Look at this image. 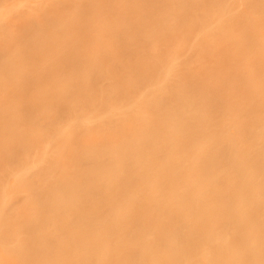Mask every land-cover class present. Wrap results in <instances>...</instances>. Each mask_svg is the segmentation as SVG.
Masks as SVG:
<instances>
[{
  "label": "bare ground",
  "instance_id": "obj_1",
  "mask_svg": "<svg viewBox=\"0 0 264 264\" xmlns=\"http://www.w3.org/2000/svg\"><path fill=\"white\" fill-rule=\"evenodd\" d=\"M50 1L29 6L35 16L4 15L21 32L15 44L0 45V79L19 53L21 61H13L24 68L29 89L63 75L91 81L30 103L20 114L28 119V141L7 151L0 137V162L7 160L18 182L10 201L7 177L0 176V264H264V221L255 230L248 223L236 227L249 208L219 217L199 206L190 224L179 205L164 217L171 204L205 198L242 165L253 168L255 212L264 218V0H142L147 9L138 17L127 13L138 0L128 6L77 0L82 8L76 2L75 15L71 0L45 10ZM68 12L80 18L79 27L51 30ZM120 12L129 16L125 25L108 23ZM164 20L168 29L159 27ZM46 105L57 109L56 118L45 116ZM234 107L244 130L228 134L243 125L230 118ZM95 110L101 121L93 127L83 120ZM12 112L0 116V127L16 124ZM254 113L259 116L252 119ZM233 145L234 152L242 149L238 158ZM194 166L196 175L189 172ZM174 226L185 231L171 240L166 236ZM80 248L86 250L74 260ZM172 253L175 259L168 258Z\"/></svg>",
  "mask_w": 264,
  "mask_h": 264
},
{
  "label": "rangeland",
  "instance_id": "obj_2",
  "mask_svg": "<svg viewBox=\"0 0 264 264\" xmlns=\"http://www.w3.org/2000/svg\"><path fill=\"white\" fill-rule=\"evenodd\" d=\"M44 0H31L30 2H28V0L27 1H25V0H0V9H1V7L3 6V5H6V6H11V5H13V6H9V8L7 9L6 8V6L5 7H2L3 9H1L0 10V45H1V43L3 42V41H5V40H10V39H13V44H15L17 41H19V38L20 37H18L19 36V34H20V32H21V28L19 27V25L17 24V23H15L14 21H12L13 23H11V22H9L7 19L8 18H4V15H5V17L7 16L8 17V13H9V17H10V14L11 15H13V14H15V12H19V11H26V13H31V12H34L32 15H36V11H32L31 10V8L33 7V5H35V4H37L38 2L39 3H41V2H43ZM48 0H45V2H43V3H46ZM50 1V0H49ZM55 1V0H54ZM54 1H50L49 3H47L45 6H43V8H46L45 10H48V7L50 8V10L51 11H54L55 9H56V7L60 4L59 2V0H56L55 2ZM59 1V2H58ZM78 1H80V0H78ZM77 0L75 1H73V0H71V2H72V4L74 5V7H72L71 8V11H73V12H71V13H73L74 15H75V13L77 14V11L79 10L78 9V7H80V9L82 8V6H81V4H79V2H78ZM57 2V3H56ZM76 2H78V4L80 5V6H78V4L76 3ZM81 2H82V0H81ZM80 2V3H81ZM124 2H125V6H126V3H127V6L129 5V4H133V2L131 3L130 2V0H124ZM3 3V4H2ZM24 3V4H23ZM29 3L31 4V5H29ZM51 3H52V5H51ZM59 3V4H58ZM123 3V2H122ZM121 3V4H122ZM135 3H136V5H135ZM26 4H28V5H26ZM56 4V5H55ZM49 5V6H48ZM130 5V6H131ZM134 5H135V10L134 9H132V8H134V6L132 5L131 6V8H129L130 10H131V12H132V10H133V12L131 13L130 12V10L128 11L127 10V13L129 14V16H130V14H132L133 16H135L137 13L140 15V14H142L146 9H147V6L146 5H144V2L141 0V2H140V0H138L137 2L136 1H134ZM28 6V7H27ZM29 6H32L31 8H29ZM78 6V7H77ZM125 6H124V8H125ZM143 6V7H142ZM76 7V8H75ZM136 7H138L137 9H136ZM146 9H145V8ZM43 8H40L39 9V11L40 12H42L44 9ZM127 8V7H126ZM7 9V10H6ZM28 10V11H27ZM120 10H122V8H120ZM144 10V11H143ZM29 11H31V12H29ZM75 11V12H74ZM70 12V11H69ZM68 12V14H70V15H72L71 17H70V15H68L67 14V17L65 18L64 17V19L66 20H64L63 18H62V20L60 19H58V20H54L51 24V30H54V28H56V31L57 30H60V27L62 28V24L64 25L65 24V26H70V29H74V27L75 26H77V27H79V21L80 20H78V19H80L79 17L78 18H76V16L75 17H73L74 15L73 14H71V13H69ZM130 12V13H129ZM158 12H160L159 10H158ZM122 12H120V15H121V17H118V18H120V19H113V21L110 19L109 21H108V23H112L111 25H114L115 24V26H117V27H119L120 25L121 26H123V25H125V23H126V21L125 20H127V19H125L128 15L126 14V16H124V14H121ZM134 13V14H133ZM7 14V15H6ZM159 14V13H158ZM158 14H156V15H158ZM131 15V16H132ZM199 15H201V14H197L196 16H197V18H201L202 16H199ZM14 16V15H13ZM128 16V17H129ZM137 17H138V15H136ZM199 16V17H198ZM68 17H70V18H68ZM125 17V18H124ZM127 17V18H128ZM159 17V16H158ZM76 18V19H75ZM204 18V17H203ZM203 18L200 20V22H204L205 21V19L203 20ZM177 19V18H176ZM65 21V22H64ZM125 21V22H124ZM128 21V20H127ZM165 21H167V20H164V21H162V23L161 24H159V25H157V26H159L160 27V29L162 28V29H164V28H169V24H167L168 23V21L167 22H165ZM14 23H15V25H17V26H15L14 25ZM48 23V21H46V24ZM39 24V23H38ZM37 24V25H38ZM41 24V23H40ZM40 24L38 25V27L37 28H39V26H40ZM43 24V23H42ZM54 24V25H53ZM69 24V25H68ZM78 24V25H77ZM116 24H118V25H116ZM163 24H164V26H163ZM55 26V27H54ZM64 26V27H65ZM59 27V28H58ZM164 27V28H163ZM8 28V29H7ZM58 28V29H57ZM167 28V29H168ZM7 29V30H6ZM259 38L261 39V43H262V45L264 44V42H262V38L259 36ZM242 42L241 43H243L244 41L243 40H241ZM245 43H246V41L244 42V45H245ZM260 43V44H261ZM239 45H240V43H239ZM243 45V46H244ZM2 46H4V45H2ZM242 46V45H241ZM15 47H17V48H19V44H17V46H15ZM21 47V46H20ZM16 49V48H15ZM217 49V48H216ZM219 49H220V47H219ZM19 50V52H20V48L18 49ZM17 51V50H16ZM18 52V51H17ZM16 52V53H17ZM20 54L19 53H17L14 57L15 58H13V59H9L8 60V63H7V73H6V75L4 76V79H0V89L2 90V91H0V116H3V114H4V112H6L7 111V113H8V111L10 110H12L13 112V114L12 115H10V117L12 118V116L14 115L15 116V118H14V116H13V118H14V120L16 119V117H18L17 118V120H15L14 122H16V124H14V125H10L9 126V128H8V126H6V128L5 127H0V137H1V139H2V141H1V146H3L4 147V149H6L7 151H10L17 143H19V142H23V141H28V140H26L29 136H30V138H32V135H28V137H25L26 135H27V133H25L26 132V124H25V121H26V119L27 118H25V121L23 120L24 119V117L22 118V119H20L21 118V113L24 111V110H26L27 108H28V106H29V104L30 103H34L33 101L35 100L36 102H39V101H42V100H47V99H50V98H52V96L53 97H58V95H59V97L60 96H63V94H64V92H65V88L64 87H66V86H64V85H67V84H72V83H75V81H77L76 83H78L80 80H81V87L80 88H83V87H85V85L88 83V82H90L91 80L88 78V77H86V78H84V76H82L83 78H72L70 75L69 76H65V75H63L61 78H59V79H57V80H55V82H52V83H50V81H45V82H42L41 83V86L40 87H34V88H28V86H27V84H29L28 82H29V80L28 79H26V78H28L27 77V75L26 74H24V72H23V69L21 68L22 66H20L19 64H17L18 62H17V60L19 59L20 60ZM16 57H17V60H15V61H13L14 59H16ZM249 59V58H248ZM15 64H13L11 61ZM18 60V61H19ZM250 60H253V59H249V60H247V61H245V63L247 62L248 63V65H252V63L251 62H249ZM21 61V60H20ZM40 62V61H39ZM38 62V63H39ZM246 63V64H247ZM251 63V64H250ZM39 64H41V66H40V68L43 66V67H45L46 68V63L45 62H40ZM228 64H230V63H228ZM227 64V65H228ZM233 64V63H232ZM225 66L226 67V69H228V67L229 68H233V67H231V65H228V66ZM42 69V68H41ZM44 69V68H43ZM42 69V70H43ZM47 69V68H46ZM66 75H68V74H66ZM85 76L87 75V74H84ZM68 77H70V78H68ZM216 78V79H215ZM69 79H71V80H69ZM77 79V80H76ZM79 79V80H78ZM84 79V80H83ZM88 79V80H87ZM69 80V81H68ZM215 80V81H214ZM3 81V84L1 83ZM72 81H74V82H72ZM56 82H57V84H56ZM65 82H68V83H65ZM83 82H84V84H83ZM215 82V83H214ZM216 82H217V77H214L212 80H211V86L213 87V85L214 84H216ZM214 83V84H213ZM262 83H263V81H262ZM261 83V84H262ZM52 84V85H51ZM56 84V85H55ZM58 84H60V85H58ZM88 84H90V83H88ZM235 84L236 83H233V84H231V85H234L235 86ZM24 85H26L27 87L25 88L24 87ZM43 85H45V86H43ZM52 87H51V86ZM63 85V86H62ZM68 85V86H69ZM230 85V86H231ZM263 85V84H262ZM48 86H50V87H48ZM67 86V87H68ZM87 86V85H86ZM234 86L233 87H230V88H234ZM2 87V88H1ZM44 87V88H43ZM28 88V89H27ZM25 89H27V90H25ZM33 89H35V91L33 90ZM39 89H41V90H39ZM43 89V90H42ZM83 89H85V88H83ZM29 90L31 91L32 90V92H29ZM37 90V91H36ZM109 91V90H108ZM218 91V90H217ZM217 91H214V92H217ZM5 94H3V93ZM29 92V93H28ZM35 92V93H34ZM109 92H111V91H109ZM113 92V91H112ZM219 92V91H218ZM8 95H7V94ZM10 93V94H9ZM26 93H28V94H26ZM32 93V94H31ZM108 93V92H107ZM13 94V95H12ZM29 94H31V95H29ZM11 96V97H10ZM30 96H31V98H30ZM4 97V98H3ZM6 97H8V98H6ZM10 97V98H9ZM11 99V100H10ZM5 100H7L6 102H5ZM235 103H237L236 101H235ZM237 105V104H236ZM48 106V107H47ZM236 107V106H235ZM234 107V110H233V112L231 113L232 114V117H230V118H232L233 119V121L235 122L234 124H237L238 122H242V121H240V119L241 118H239L240 116H241V113H240V110H239V108H235ZM237 107H239L238 105H237ZM46 108H47V111H46ZM46 108L44 109L45 111H46V113H45V116L46 117H48L49 119H53V118H56L57 117V113H58V111H57V109H55V107L53 108V105H51V106H49V105H46ZM3 110H6V111H3ZM15 110H16V112H15ZM19 110H21V111H19ZM99 110V109H98ZM98 110L96 111H93L94 113L93 114H91L90 116L88 115L86 118V122H85V120H83V122L84 123H86V124H90L89 126H92L93 125V127H96V126H98V124H99V122L101 121V119H100V116H99V112H98ZM19 111V112H18ZM101 112V111H100ZM16 115H15V114ZM11 114V113H10ZM21 114V115H20ZM122 114H123V116H124V113H121L120 114V116L119 117H121L122 116ZM8 115H9V113H8ZM240 115V116H239ZM23 116V115H22ZM54 116V117H53ZM56 116V117H55ZM122 116V117H123ZM231 116V115H230ZM259 115H258V113H254V114H252V116H251V118L253 119H255L256 117H258ZM4 117V116H3ZM26 117V116H25ZM121 117V118H122ZM12 118V119H13ZM18 120H21V121H19L18 122ZM24 123H23V122ZM27 121H28V119H27ZM242 124L243 125H239V124H237V126H234V127H231V130L230 131H228V130H226L227 128V126L225 125V127H223L225 130H226V132H228V134L231 132V134L234 132V130L236 129H238L239 128V130L241 129H243L244 130V128H242L243 126H244V123L242 122ZM15 125H17V126H15ZM224 125V124H223ZM13 126V127H12ZM12 127V128H11ZM28 128V127H27ZM222 129V128H221ZM238 130V131H239ZM29 131V130H28ZM40 132V131H39ZM38 132V133H39ZM38 133H37V135H38ZM40 134H42L41 132L39 133V135ZM224 134L226 135V133L224 132ZM33 135H34V133H33ZM41 136V135H40ZM43 136V135H42ZM254 136V135H253ZM256 139V137L253 139V137L251 138L250 136L247 138V140L249 141H251V142H253L254 140ZM249 141V142H250ZM3 142V143H2ZM217 144V142L216 141H213L212 143H211V145H213V146H215ZM235 147H236V144H235ZM234 145H233V147H232V151H233V153H232V155L235 153V156L237 155L238 156V154H237V150L239 149V150H242L241 149V147L240 148H236L235 149V152H234ZM237 147H238V145H237ZM238 150V151H239ZM240 152H242V151H240ZM240 152H238V153H240ZM231 155V156H232ZM240 155H241V153H240ZM234 157V155H233V157L234 158H238V157ZM199 167L197 166V167H192L191 168V170L189 171L191 174H193V175H196V174H198L199 173ZM11 172V173H10ZM3 173V174H2ZM7 173H10L9 174V176H8V174ZM6 174V175H5ZM190 174V175H191ZM0 176L3 178V176H6L7 178H4V179H6L5 180V182L6 183H4V190L5 191H7L8 192V195H9V200L11 201L12 200V197H14L13 195H15L14 193H16V191H18V182H17V178L15 177L16 176V174H13L12 173V171H11V165L10 164H8V162H7V160H4V161H1L0 162ZM226 177V176H225ZM224 177V178H225ZM14 178V179H13ZM223 177L220 179V180H218V183H216L215 185H213V187H212V189L210 190V191H208V192H206V194L207 195H204L205 196V198H201V197H204V196H202L201 195V200L200 199H197V197L198 196H196L195 195V199L196 200H194V201H186V202H184L183 204L182 203H174V204H171L170 206H169V209H168V212L165 214V218L166 219H168V218H170V216H171V209H174L175 207H177V206H181V205H183V207L181 208L182 209V211H183V215H184V218H187L186 220H191V221H188V222H190V224H193V223H191V222H196V219L194 218V216H193V210L192 209H194V208H198L199 206L202 208V209H204V210H206V211H215L216 212V214L219 216V217H224V216H226V215H228V213L229 212H231V211H233V210H238V209H240V210H247L248 208H249V213L246 215L247 216V218L245 219V220H243V221H241V222H238V223H236L237 224V226L236 227H238V226H240V225H242V227H241V229L244 227V229H245V225H247V223L249 224V227H250V229H257V228H259V226H261L262 225V223H263V221H264V218H262V217H260L259 216V213H257V212H255V208H256V206H257V203L259 202V200L256 198V196H255V194H256V190H252L251 191V188H252V186L254 185V171H253V168H250V169H247V168H245L244 166H240L239 168H237V169H235L234 170V172L230 175V178L228 179V178H226V179H224ZM224 179V180H223ZM16 189V190H15ZM196 189H194V191H195ZM237 190H239L240 192H241V195H240V197L239 198H237V196H234V191H236L237 192ZM14 191V192H13ZM197 191V190H196ZM208 193H209V195H208ZM196 194L198 195V192H196ZM205 194V193H204ZM148 197H151L150 196V194L149 195H147ZM228 197H231L232 198V200H231V202H229V203H225L224 201H227V198ZM183 198V197H182ZM185 198V197H184ZM222 199H223V201H222ZM185 200H186V198H185ZM222 202V207H221V205H220V203ZM133 208H135L134 206L131 208V207H129V209H128V211L130 210V209H133ZM136 208H138V206L136 205ZM135 208V209H136ZM252 208V209H251ZM217 210H219V212L217 213ZM263 210L264 209H262L261 210V212H263ZM170 212V213H169ZM216 219H218V218H215V219H212L211 221H209L210 222V226L211 225H213V223L212 222H215L216 221ZM209 222H208V224H209ZM212 223V224H211ZM82 226L84 225V224H81ZM86 225V224H85ZM247 227H248V225H247ZM230 228H232V227H230ZM234 229L232 228V231H233ZM182 231H185V228H181V229H179L178 228V226L177 227H172L168 232H167V236L166 237H169V238H171V236H172V238H171V240L172 239H174L175 237H177V235L178 234H180V233H182ZM117 234H119V233H117ZM169 234H171L170 236H168ZM173 234H175V235H173ZM116 235V234H115ZM114 238V237H113ZM118 239H120V235H117V239H116V237L114 238V240H116V241H118ZM245 247V246H244ZM246 248V247H245ZM62 248H60V250H58L59 252L60 251H62L63 252V250H61ZM83 249H85L86 250V248H83ZM83 249H81L80 248V250H81V252L80 253H72L73 254V257L75 256V254H76V257L78 256V258H79V256H81V253H84L85 251L83 250ZM88 249V248H87ZM79 250V249H78ZM79 250V251H80ZM242 250V251H241ZM240 251L241 252H244V253H246V252H248V250H247V248L246 249H244V248H242V249H240ZM77 252V251H76ZM56 253H58L57 251H56ZM55 253V254H56ZM61 253V252H60ZM84 255V254H83ZM186 255H187V253H186ZM192 255V254H191ZM194 255L195 254H193L192 256H193V258H195V257H197L196 255H195V257H194ZM198 255V254H197ZM176 256V255H175ZM174 256V257H175ZM192 256H191V258H192ZM82 257V256H81ZM172 257V259H175V258H173V253H172V255H170V257H168V258H171ZM177 257V256H176ZM167 258V259H168ZM187 258H189L188 257V255H187ZM71 259H72V256H71ZM74 260L76 259L75 257L73 258ZM73 259H72V261H73ZM5 261V259H3V258H0V262H4ZM170 262H171V260H169ZM168 261V262H169ZM174 261V260H173ZM172 263V262H171ZM173 264H174V262H173Z\"/></svg>",
  "mask_w": 264,
  "mask_h": 264
}]
</instances>
